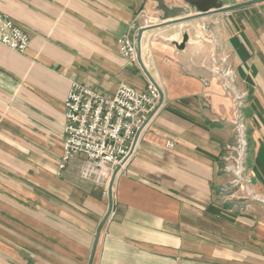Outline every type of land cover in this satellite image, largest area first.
Masks as SVG:
<instances>
[{"label":"crops","instance_id":"obj_1","mask_svg":"<svg viewBox=\"0 0 264 264\" xmlns=\"http://www.w3.org/2000/svg\"><path fill=\"white\" fill-rule=\"evenodd\" d=\"M221 2L0 0L30 36L0 42V264H264V0ZM73 81L165 93L106 183L60 168Z\"/></svg>","mask_w":264,"mask_h":264},{"label":"built area","instance_id":"obj_2","mask_svg":"<svg viewBox=\"0 0 264 264\" xmlns=\"http://www.w3.org/2000/svg\"><path fill=\"white\" fill-rule=\"evenodd\" d=\"M30 36L0 8V42L18 52L28 48ZM122 56L137 61L134 35L119 39ZM166 106L164 90L154 81L145 88L122 82L113 95H105L73 81L65 98L64 152L60 168L74 155H84L81 174L98 183L123 173L152 117ZM172 145V142H169Z\"/></svg>","mask_w":264,"mask_h":264},{"label":"water","instance_id":"obj_3","mask_svg":"<svg viewBox=\"0 0 264 264\" xmlns=\"http://www.w3.org/2000/svg\"><path fill=\"white\" fill-rule=\"evenodd\" d=\"M186 1L197 7L202 14L210 11V9L212 10L218 9L222 6L221 0H186ZM142 32L143 31H140L139 33V45H141ZM187 41H188V36L186 35L183 39V42L181 44L177 43L176 45L178 48H183Z\"/></svg>","mask_w":264,"mask_h":264}]
</instances>
